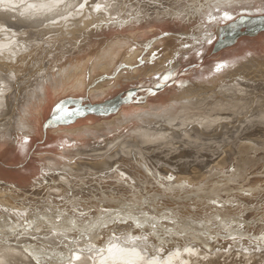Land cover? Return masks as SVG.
<instances>
[{
  "label": "bare ground",
  "instance_id": "obj_1",
  "mask_svg": "<svg viewBox=\"0 0 264 264\" xmlns=\"http://www.w3.org/2000/svg\"><path fill=\"white\" fill-rule=\"evenodd\" d=\"M213 2L214 5L202 6ZM219 3L225 9L234 11V5L252 9L255 0H0V161L7 165L21 163L24 156L22 152L32 145L33 140L45 135L46 130L51 128H43V133L38 121L47 116L53 99L60 94L59 87L64 94H82L81 91L86 89L87 97L95 101L113 92L121 81H131L136 76L154 77L170 72L180 57L192 51L197 53L196 50L204 48L209 29L207 19L226 11L221 9L217 13L216 7H221ZM262 26L264 15H241L226 26H217L215 39H230L237 31L245 28L261 29ZM106 30H110V35H115L108 38L110 35H107ZM79 31L82 36L98 33L102 35L97 39L98 44L91 45L88 38L77 45L76 32ZM262 34L264 31L245 37L253 38ZM201 35H205V38L201 39ZM262 43L261 55L249 54L246 59L236 60L219 71L217 68L208 70L209 67H205L202 77H191L189 82L180 86L167 99L149 101L138 111H133L135 109L132 108L119 111L124 104L121 105L112 120H120V124L116 123V126L124 128L129 123L136 124L135 128L129 124V128L130 138L137 140V143L122 144L126 137L120 136L117 141L111 137L114 142H108L104 148L88 149V156L93 161L85 168L77 166V169L80 168L77 173L83 172L80 176L77 175L79 177L68 170L62 177L59 175L60 171L58 177L51 176V181H47L48 178L44 179L45 174L53 172L56 164L58 165L57 160L47 156L49 159L38 162L37 167L32 166L31 161L29 167L24 168L28 170L24 177L21 175L23 180L20 184H7L12 176L6 183V180L3 183L0 181L17 190H11L15 196L7 195L4 203L0 202V264H264V242L262 238H256V231L259 232L257 228H260H256L257 225L244 226L248 229L242 230L243 233L237 230V233L241 232L239 236L227 238L231 233L227 232L229 226L226 228L220 223L210 231L205 228L207 217L203 220V226L188 222L189 226L183 227L184 223L181 225V222L173 220L160 222L159 226H155L157 223L154 225L151 220L157 222L162 216L159 217L160 214L156 213L150 216L147 212L150 216H147L150 219L148 221L152 224H145L148 221L142 224L139 222L142 219L138 221L132 215H125L135 205L130 209L124 206L129 210L122 211L124 214L119 211V216L122 215L119 217L118 210L111 209L114 205L109 201L138 199V193L149 192L153 185L175 186V189L179 186L186 188V193L198 194L197 187H193L200 183L209 188L215 184L213 181L216 178L221 179V184V181L243 173V169L237 168L242 167L240 156L248 154L245 149H254V144L264 147V38ZM210 44L213 52L215 43ZM238 44L239 47L229 54L231 57L235 54L238 57L243 51L241 43ZM77 52L79 56L70 60V54ZM228 52L231 53V50ZM59 54L64 61H59L58 58L57 63L54 58ZM228 57L220 63L225 64ZM187 58L184 60H188ZM60 62L67 64L64 63L63 66ZM85 71L88 72V77L81 75L87 79V83L89 81L86 86L85 81L78 77ZM127 91L126 94H129ZM135 91L134 94L137 89ZM125 92H122L123 97ZM134 94L126 95L125 99L131 101ZM110 124H115V121ZM101 125L56 129L55 135L53 133L48 136L43 151L50 155L60 154L59 158L62 159L71 154L69 151L77 146L76 143L81 138L79 136L85 134L88 128ZM104 126H101L102 129ZM110 127L105 126L109 130ZM62 131L78 136V140L76 137L59 135ZM113 133L111 135L114 138ZM80 154L82 153L79 151L76 155ZM148 162L162 164L166 175L149 176ZM227 164L231 166L226 167ZM222 168L227 170H223V174L218 173ZM255 168L256 173L259 165ZM213 170L218 172L209 176ZM32 171L35 176L29 178ZM254 171H249L248 168V172L242 175L243 181L230 185L216 199L218 201H208L213 205L214 202L224 205L223 201L232 196L248 204L249 201L242 198L244 192L249 191V195H246L250 197L253 195V188L259 189L256 187L259 179L256 178L258 182L255 183L256 180L252 178ZM39 175L46 182H42L45 184L43 189L39 193L30 194L28 191L29 193L21 194L20 190L32 188V183L40 181ZM214 176L216 178L212 180ZM209 177H212V182H206ZM260 186L264 187L262 183ZM180 195H183L182 190ZM180 195L179 199H184L185 195L183 198ZM201 201L204 202L205 199L197 198L185 204V213H176L174 216L180 218V215L193 211L197 208L194 204ZM208 201L202 206L207 207ZM233 202L229 201L226 205ZM178 210L180 208H177V212ZM142 211L143 209L140 212ZM145 214L146 212L143 215ZM220 215L222 213L219 212L218 222L222 219ZM40 219L44 221L42 225L37 224ZM235 230L234 228L233 232ZM260 230L261 233L264 232L263 228Z\"/></svg>",
  "mask_w": 264,
  "mask_h": 264
},
{
  "label": "rangeland",
  "instance_id": "obj_2",
  "mask_svg": "<svg viewBox=\"0 0 264 264\" xmlns=\"http://www.w3.org/2000/svg\"><path fill=\"white\" fill-rule=\"evenodd\" d=\"M245 3V1L244 2H242V4H244ZM209 4H215V2H213V3H205V4H203L202 6L204 7H208L209 6ZM220 5H221V7H219V5L216 7V11H217V13H218V11L219 10H221V9H223V6H222V4L221 3H219ZM243 11V12H242ZM240 12V13H239ZM225 13L227 14V16L225 15ZM241 15H247V16H262V15H264V0H255V4L253 5V8L251 9H249V8H246V7H239L238 9H236L235 11H230V13H229V10L228 11H224L222 14H217V16H213V17H211L210 19H207V26H208V30H207V32H206V41L204 42V44H205V47L204 48H202V49H200V50H196V52L197 53H193V51L192 52H190V53H188L187 55H184L183 57H180L181 59H179L178 60V62L176 63V65H174V66H172V68L174 67V69H171V70H169L170 72H166V73H164L163 72V74L161 73V74H158V75H156V76H154V77H151V76H149V75H142L141 77L142 78H145V79H142L140 76V78L138 77V76H136L137 78H135L134 80H128V81H121L122 83L120 84V86L119 87H116V88H114L113 89V92L111 91L110 92V94L109 95H107V96H105L104 98H102V99H98V100H95V101H93V100H91L90 98H88L87 97V90L86 89H84V91H81L82 92V94L81 93H65L64 94V92L62 91V89H60V87H59V93L60 94H58V96H56V98H54L53 100L55 101H53L52 103V105H50V107H49V110H48V113H47V116H45V119H40L39 121H38V123L40 124V129L42 130V132L44 133V130H43V124H44V122H45V120L49 117V115L51 114V112H52V110H53V108L58 104V103H60V102H62V101H65V100H67V99H73V100H80V101H85V102H89V103H97V102H101V101H104V100H106V99H109V98H111V97H113V96H116L117 94H119V93H122V92H125V91H127V90H129V89H131V88H135V89H137V93H135L134 94V96L132 97V100L131 101H129V102H127V103H125L120 109H119V111H121V110H125V109H127V108H132V109H135V110H133V111H138L139 109H141V107L142 106H144L147 102H152V101H154V100H156V99H158V100H163V99H167L168 97H170V95H173L172 93L173 92H175L180 86H183V85H185V83H187V82H189V79H192L194 76H196V77H202V75L204 74L203 72H202V70L205 68V67H209L208 68V70L209 69H216L217 68V65L218 64H221L220 63V61H222L224 58L225 59H227L226 57H228L229 59H228V61L227 62H225V65H232L236 60L237 61H241V60H243V59H246L248 56H249V54H251V55H261L262 54V52H263V43H262V40H263V38H264V34H262V35H258V36H256V37H240V39H237V41L233 44V45H231V46H229V47H226V48H223V50L221 49V50H219V51H217V52H215V53H213L212 52V44H210V43H215V41H216V29H217V26H226V25H228V24H230L231 22H233V21H235L236 20V18H238V17H240ZM230 17V18H229ZM206 22V21H205ZM213 26V27H212ZM145 27V26H144ZM141 28H143V27H141ZM140 28V29H141ZM140 29H138V30H140ZM82 31V30H81ZM81 31H79V32H76V34H77V36H78V38H77V40H76V43H77V45L78 44H81V43H83V42H85L88 38H90V40L88 41L91 45H95V43L96 44H98V41L99 40H97L98 38H99V36H101L102 35V33H98V34H91V35H81ZM107 31V30H106ZM106 31H104V33L106 32ZM109 31L110 30H108L106 33H108L107 35H110L109 34ZM214 34V35H213ZM112 35V34H111ZM111 35L110 36H107L108 38H110L111 37ZM115 35V34H114ZM114 35H112V36H114ZM215 36V37H214ZM96 38V40H94ZM201 39H204L205 38V35H201V37H200ZM92 39V40H91ZM208 40V41H207ZM209 40H211V42H209ZM133 41H135V40H133ZM87 42V43H88ZM241 43V45L243 46V51L241 52V54H239V56L238 57H235V56H237L236 54H235V56L234 57H231L230 55L232 54V52L237 48V47H239V44L238 43ZM247 42H248V44H247ZM259 43V44H258ZM210 44V45H209ZM246 45V46H245ZM101 46V45H100ZM246 47V48H245ZM207 48V49H206ZM211 48V49H210ZM209 49V50H208ZM205 50V51H204ZM208 50V51H207ZM231 50V53L230 52H228V51H230ZM233 50V51H232ZM201 51V52H200ZM206 51H207V53H206ZM228 53V55L226 56V54ZM193 54V55H192ZM230 54V55H229ZM76 55L77 56H79V52H77V53H73V54H70V56H69V59L70 60H73V59H75V57H76ZM195 55V56H194ZM56 57V56H55ZM188 57V58H187ZM190 57V58H189ZM59 58V59H58ZM188 59V60H184V59ZM57 59L59 60V61H64V59H61V55L59 54V55H57V57L56 58H54V60H55V62L57 61ZM53 60V61H54ZM59 61H57V63L59 62ZM62 62H60L61 64H63V66L65 65L64 63H66V62H64V63H62ZM180 62H182V63H180ZM59 63V64H60ZM67 64V63H66ZM120 67H121V65H119ZM118 66V68L117 69H119L120 67ZM88 69V66L86 67V70ZM199 70V71H198ZM88 71V70H87ZM87 71H85V73L84 72H82V73H80L79 75H78V77L80 78H82L84 75L86 76V78L88 77V75L86 74V73H88ZM196 73V74H195ZM81 74H83V76L81 75ZM166 74V75H165ZM195 74V75H194ZM108 75V74H107ZM193 75V76H192ZM149 76V77H148ZM192 77V78H191ZM85 77L84 78H82L84 81H85V86L86 85H88L89 84V81H88V83H87V79H86ZM125 82V83H124ZM110 84H113V82H111ZM115 84V83H114ZM61 90V91H60ZM72 94H74V95H72ZM78 94V95H77ZM165 96V97H164ZM58 98V99H57ZM163 98V99H162ZM129 105V106H128ZM155 106V105H154ZM140 107V108H139ZM138 108V109H137ZM137 109V110H136ZM118 111V112H119ZM117 112V113H118ZM117 113H115V114H112V115H109V116H106V117H95V116H88V117H85V118H82V119H78L75 123H73V124H71V125H68V126H56V127H53V128H50V129H47L46 130V132L47 133H45V135L43 134V136L41 135L40 137H38V138H36V141H34V143L32 144V147L30 148V150H29V154H28V159H30L31 161H35V162H45V159L47 158V156L50 158V157H52V159H55V160H57L56 161V163H58V165L56 164V166L57 167H59V169L57 168V167H54L52 170H53V172L52 171H49L50 173H52V174H50V173H46L45 174V178L44 179H46V178H48L47 179V181L48 180H50V177L51 176H57L58 177V173H59V175H61V177H62V174H65V173H68L67 171L69 170V172L71 171V173L73 172V174L74 175H79V174H83V172H79V173H77L78 172V170H80V168H78L77 169V166H79V167H84L85 168V166L86 165H88V164H90V163H92V161L93 160H91V158H90V156H88V155H90L89 153H90V151H88V149L90 150V149H92V148H104L103 146H106V145H108V142H111V141H117V140H120V136L121 137H126V141L124 140L123 142H121L122 144L125 142V144L127 143L128 145H134V144H136L137 142V140L135 141L134 139H131L130 137V128H129V124L132 126V127H134L135 128V125L136 124H134V123H129V124H127L126 125V127L124 128V126H122L121 127V125L119 126V125H117L116 126V123L117 124H120V123H118V122H120V120H117V119H113L112 120V118H115L116 117V114ZM132 112H130V114H131ZM108 121H110L111 123H112V121H115V124H113V125H115V126H113L112 124H110V122L108 123ZM103 123V124H102ZM102 124V125H101ZM110 124V125H109ZM139 124V123H138ZM97 125H101L102 127L105 125V126H108V128L110 127L111 129L109 130L108 128V132H107V129L105 128V126H104V129H106L105 131H104V129H102V127L101 126H99V127H96V128H88L89 130H92L91 132H89V130L87 129L86 130V132H85V134H82V135H80L79 137H81V138H79L80 140H78V136H72V135H69L68 133H65V131L62 133V132H60L59 133V135H61L62 134V136L64 135H66L65 137L66 138H69V136H71L72 138H74V137H76V139L80 142V144H81V147L79 146L80 144H79V142H77L76 144H77V146L75 147V148H73L72 150H71V152L69 151V153H71V154H67V155H65V157L63 156V158L61 159V158H59L60 157V154H51L50 155V153L48 154L47 152L45 153V151H43L44 149V147H45V145H44V143L46 142V140L54 133V135L56 134L54 131H56V129H58V130H60V129H63V128H83V126H90V127H94V126H97ZM130 126V127H131ZM121 127V128H120ZM131 127V129H134V128H132ZM113 128V129H112ZM119 128V129H118ZM121 129H123L122 131H123V133H122V131H121ZM125 129V130H124ZM53 130V131H52ZM115 131L116 132V134H115V132L113 133V131ZM52 131V132H51ZM90 133V135H89V133ZM94 131V132H93ZM111 131V132H110ZM109 132H110V134H109ZM92 133V134H91ZM97 133V134H96ZM104 133L106 134V135H104ZM113 133V135H115L114 136V138H113V136L111 135ZM125 133L127 134L126 136H125ZM47 134V135H46ZM103 134V135H102ZM85 135V136H84ZM94 135V136H93ZM108 135V136H107ZM109 135H110V137H109ZM49 136V137H48ZM90 136H91V138L93 139H91L90 138ZM106 136V137H105ZM90 139H89V138ZM108 137V138H107ZM111 137H112V139L113 140H111ZM104 138H107V139H104ZM110 138V140H108ZM104 139V140H103ZM102 140H103V142H102ZM129 140H130V142H129ZM105 141H107V142H105ZM113 141V142H114ZM128 141V142H127ZM134 141V142H133ZM104 143V144H102V143ZM132 142V143H131ZM99 143V144H98ZM134 143V144H133ZM101 144H102V147H101ZM95 147H94V146ZM98 145H100V146H98ZM253 145V144H252ZM89 146V147H88ZM90 146H92V147H90ZM78 147H79V149H78ZM257 147V148H256ZM253 148L254 149H249V151H248V149H245V151H246V153L248 152V154L246 155H241L240 157L241 158H239V155L237 156L240 160H241V166L242 167H238L237 169H243V173H239L240 174V176H239V174H238V176L236 175H234L233 177H230V178H227L228 180H226V182H225V180L224 181H221V184H219L220 183V180L218 179V178H216V176H214L213 178H212V180H214L215 178V180L213 181L214 183V185L213 186H211V187H209V188H205V187H203L202 185H203V183H200V184H198L197 186H194L193 188H195L196 189V187H197V191H199L198 192V194L197 193H194V192H191V193H186L185 191V189L186 188H184L183 189V187L181 188V187H179V186H177V188L176 189H181L182 190V193H183V195H180L181 194V190H178V191H180V192H178L176 189H175V186H162V187H160V185L158 186V185H153L152 187H151V190L149 189V192L148 191H144V193H138L137 194V196H139V197H137L138 199H133V200H124V199H118V201H117V199H110L109 201L111 202V204L113 203V205L114 206H112L111 207V209H117L118 210V212H117V216H119V213L120 212H128L127 210H129L130 208H132V206H134V208H132V209H130L129 210V212L128 213H126L125 215H127V216H129L130 215V217H132V216H134L136 219H138V221L139 220H141L142 219V221H139V222H141L142 224H144L146 221H150V219L147 217V216H149V214H150V216H152L154 213H156L157 215H159V217L160 216H162L161 217V219H162V221H161V219L160 218H158L157 219V222H154V220H151L152 221V223L155 225V223H157L155 226H159V224H160V222L161 223H164V222H170V221H177V222H181V225H183V223H184V225H183V227H187V226H189V224H188V222L189 223H191V224H194L195 226H203V224H204V219H206V217H207V219H206V221H207V226L205 227L206 229H212V228H215V227H217L220 223H222L223 225H225L226 226V228L229 226V228H227V232L228 233H230V231H231V233L229 234V236L227 237V238H232V237H235V236H239L240 235V231H242V230H247L244 226H246V227H249L250 225H252V226H256V228L257 227H260V228H257L258 229V231L259 232H257L256 231V233H257V240H259L260 238H262V240H263V242H264V239H263V237L262 236H264V232L263 233H261V228H263L264 229V205H262V204H264V187H261L260 185H261V183H262V186H264V176L261 174V173H263L264 174V167L262 168V167H260V166H264V147L263 146H261L260 147V145H253ZM75 149H77V150H75ZM82 149V150H81ZM226 149H227V147H226ZM75 150V151H74ZM228 150V149H227ZM263 150V151H262ZM41 151H43V152H41ZM72 151H74V152H72ZM79 151L83 154V152H84V154L82 155V154H80V155H76V154H78L79 153ZM252 151V152H251ZM255 151V152H254ZM76 152V153H75ZM78 152V153H77ZM87 152H88V154H87ZM258 152V153H257ZM75 154V155H73V154ZM245 152H243V154H244ZM87 154V155H86ZM225 154V153H224ZM249 154H251L250 156H249ZM54 156V157H53ZM248 156V158H246ZM252 156V158H249V157H251ZM255 156V157H254ZM258 156V157H257ZM260 156V157H259ZM222 157H223V155H222ZM224 157H226V155H224ZM243 157V158H242ZM49 158H47V159H49ZM42 159V160H41ZM64 159H67V160H64ZM247 159H249L248 161H247ZM60 160H62V161H60ZM243 160V161H242ZM250 161V162H249ZM41 162V163H42ZM90 162V163H89ZM252 162V163H251ZM97 163V162H96ZM131 163L133 164V162L131 161ZM243 163H244V165H243ZM25 164V163H24ZM23 165V164H22ZM256 167H258V165H259V168L260 169H263V170H258L259 168H257V172L255 173V171L254 170H256V168H255V166ZM65 166V167H64ZM148 171H149V176H151L152 174H155V175H161V176H164V175H166V172H165V167L162 165V164H160V163H156V162H148ZM231 166V164L230 165H228L227 164V166L226 167H230ZM70 167H71V169H70ZM75 167V168H74ZM252 169H251V168ZM254 167V168H253ZM248 168H249V171L251 170L252 172L254 171V177H252L253 179H255L256 181H254L255 183L256 182H258L257 180L259 179V182L257 183V185H256V187L258 186L259 187V189H257V188H253V190H251V189H249V190H251V191H253L252 192V196H248L249 194L247 193V192H249V191H246V192H244V195L246 196H244L243 195V193L242 194H239V192L237 193V194H239V195H243L242 196V198H244L245 199V201L247 202V201H249V202H247L248 204H245V202L244 201H241L240 200V198H238V199H234V197L232 198V196L231 197H228V198H226L224 201H223V203H225L224 205L223 204H219V203H217V202H214V205H213V203L212 202H210L211 200H213V201H218V200H216V199H218L219 198V196L222 194L223 195V192H225L226 190L225 189H228V187L230 186V185H235V182L236 181H243L242 180V175H244V173L245 172H248ZM62 169V170H61ZM65 169V170H64ZM75 169V170H74ZM226 168H222L221 170H219L220 172H218V170H215V171H217L218 173H224V172H222L223 170H225ZM227 170V169H226ZM225 170V171H226ZM76 173H75V172ZM214 170L209 174V176L211 175V174H214L213 172H215ZM217 172H215V174L217 173ZM259 172V173H258ZM54 173V174H53ZM259 174H260V176H259ZM80 176V175H79ZM79 176H77V177H79ZM56 177V178H57ZM60 177V176H59ZM235 177H237V178H235ZM240 177V178H239ZM39 182L36 184V183H32V185L33 186H31L32 188H29V189H27V190H20L21 192V194L23 193H29L28 191H30V194H32L31 192H36V193H39L40 191L39 190H42L43 189V186L45 185V184H43V183H46L45 182V180L43 179V176H42V178H40V175H39ZM211 178L209 177L207 180H206V182L207 181H209V182H212L211 181ZM235 178V179H234ZM256 178H258V179H256ZM260 178H262V180L260 179ZM219 181H218V180ZM52 180H53V177H52ZM217 180V181H216ZM51 181V180H50ZM234 181V182H233ZM263 181V182H262ZM43 182V183H42ZM225 184H224V183ZM41 183V184H40ZM217 183H218V185H217ZM229 184V185H228ZM1 185H3V184H1L0 183V202H2V203H4L3 201H4V198H6L5 196H7V195H11L12 196V194L14 195V193H12V191H17V190H13V187L12 186H10L9 187V185H6V184H4L3 186H1ZM41 185V186H40ZM215 185H217V186H215ZM8 186V187H7ZM202 188H201V187ZM223 186V187H222ZM12 187V188H11ZM39 187H40V189H39ZM164 187V188H163ZM167 187L169 188V189H167ZM198 187H199V189H198ZM10 188V189H9ZM36 188V189H35ZM38 188V189H37ZM12 190V191H11ZM36 190V191H35ZM170 190V191H169ZM173 190V191H172ZM175 190V191H174ZM205 190V191H204ZM250 191V192H251ZM256 191V192H255ZM9 192V193H8ZM19 192V191H18ZM171 192L172 193H174V194H171ZM184 192H185V194H184ZM260 192V193H259ZM180 193V194H179ZM257 193V194H256ZM258 193L260 194V196L258 195ZM263 195H262V194ZM4 194V195H3ZM16 194V193H15ZM140 194H141V196H140ZM145 194V195H144ZM180 195V197H182L183 198V196H184V199H179V195ZM205 194H206V196H205ZM246 194H248V195H246ZM254 194H255V197H254ZM178 195V196H177ZM221 195V196H222ZM261 195L263 196V197H261ZM15 196V195H14ZM175 196V197H174ZM187 196V197H186ZM257 196H259L258 198H257ZM178 199H177V198ZM186 197V198H185ZM175 198V199H174ZM198 198V200H204L205 199V201L204 202H202L201 201V203H199V204H194L195 206H197V208H195L193 211L191 210V211H189L188 213H186V214H184V215H180L181 217L179 218V217H175L174 215L176 214V213H182V212H184L185 213V209H184V205L185 204H188V203H191V202H193V201H195V199H197ZM256 198V199H255ZM3 199V200H2ZM140 199V200H139ZM161 199H162V201L163 202H165V203H163L162 201H161ZM174 199V200H173ZM192 199V200H191ZM232 199V200H231ZM252 199V200H251ZM119 200H121L120 202H119ZM135 200H136V203H135ZM146 200V201H145ZM167 200L168 201H171V202H173V203H169V202H167ZM173 200V201H172ZM181 200V201H180ZM191 200V201H190ZM208 200H210V201H208ZM251 200V201H250ZM139 201H140V203H139ZM162 203H161V202ZM184 201V202H183ZM187 201V202H186ZM206 201H208V203L210 204V203H212V204H208V206L207 207H203L202 205H204V204H207V202ZM226 201V202H225ZM229 201H231V202H233V203H231V204H229V205H226L227 203H229ZM257 201V202H256ZM138 202V203H137ZM145 202V203H144ZM253 202V203H252ZM166 203H169L170 204V206H169V204H166ZM177 203V204H176ZM238 203V204H237ZM240 203V204H239ZM129 204V205H128ZM153 204H154V206H153ZM181 204V205H180ZM215 204H217V208L219 207V209H220V207L221 206H224L225 207V209H224V207H221V209L219 210V209H217L216 207H215ZM254 204H255V206H254ZM131 205V206H130ZM174 206V208H172L173 206ZM198 205H201V206H199L198 207ZM213 205V206H212ZM239 205V206H238ZM117 206V207H116ZM124 206H127V207H129V209L127 208V207H125L124 208ZM139 206V207H138ZM151 206H153V207H151ZM167 206H169L168 207V209H167ZM242 206V207H241ZM136 207H138V209L136 208ZM162 207V208H161ZM183 207V209H181ZM201 207V208H200ZM209 207H210V209H211V207H213V209H209ZM214 207H215V209H214ZM118 208H120V210L118 209ZM140 208H141V210L143 209V214L146 212V217H145V215H143L142 214V212H140L141 210H140ZM165 210H164V209ZM177 208L179 209L180 208V210H178L179 212H177ZM207 208V209H206ZM236 208V209H235ZM125 209H127V210H125ZM134 209V211H131V210H133ZM135 209H137V213H135L136 211H135ZM145 209H146V211H145ZM153 209V210H152ZM157 209V210H156ZM173 209V210H172ZM228 209H229V211H228ZM138 210H140V211H138ZM168 210V211H167ZM175 210V211H174ZM182 210V211H181ZM199 210V211H198ZM213 210H216L215 212L213 211ZM225 210H227L226 211V213L224 214V212H225ZM236 210V211H235ZM120 211V212H119ZM131 211V212H130ZM172 211V212H171ZM197 211V213H195V212ZM201 211V212H200ZM204 211V212H203ZM208 211H209V213H208ZM121 213V214H124V213ZM139 212V213H138ZM149 214H148V213ZM157 212H159V213H157ZM160 212H162V213H160ZM167 212V214H165ZM192 212H193V214H192ZM210 212H211V215H210ZM222 213V215H220V216H222V219L221 220H219L220 222H218V220H217V218H219L218 217V213ZM190 213V214H189ZM195 213V214H194ZM202 213V214H201ZM204 213V214H203ZM205 213H206V216H205ZM217 213V215H215ZM233 213H234V215H233ZM120 214V216L119 217H121L122 215ZM129 214V215H128ZM148 214V215H147ZM212 214H214V215H212ZM132 215V216H131ZM144 217H143V216ZM224 215V216H223ZM149 216V217H150ZM190 216V217H189ZM195 216V217H194ZM214 218H213V217ZM251 216V217H250ZM123 217H124V215H123ZM133 217V218H134ZM138 217V218H137ZM172 217V218H171ZM185 217V218H184ZM192 217H194V218H192ZM224 217V218H223ZM225 217H227V218H225ZM233 217V218H232ZM126 218V217H125ZM170 220H169V219ZM188 218H189V220H188ZM193 219V223L191 222V219ZM246 218V219H245ZM129 219V218H128ZM127 219V220H128ZM131 219V218H130ZM129 219V221H131ZM202 219V220H201ZM186 220H187V222H186ZM211 220V221H210ZM245 220V221H244ZM135 221H137V220H135ZM144 221V222H143ZM146 222L145 224H148V223H150V224H152L151 222ZM159 221V222H158ZM200 221H202V222H200ZM210 221V222H209ZM227 221V222H226ZM237 221V222H236ZM138 222V223H139ZM229 222V223H228ZM258 222H260V223H258ZM44 223V221H42L41 219H40V221H39V223H37V224H43ZM198 223V224H197ZM200 223V224H199ZM203 223V224H202ZM263 223V224H262ZM190 224V225H191ZM215 224V225H214ZM213 225V226H212ZM232 225V226H231ZM215 226V227H214ZM225 226H224V228H225ZM238 226V227H237ZM241 226V227H240ZM242 227H244L243 229H242ZM193 228V227H192ZM231 228H232V230H231ZM234 228L236 229L234 232H233V230H234ZM254 228V227H253ZM256 228H254V229H256ZM237 230H240L239 231V233H237L238 231ZM211 231V230H210ZM226 232V233H227ZM245 232V231H244ZM251 232V231H250ZM242 233H243V231H242ZM254 233V232H253ZM239 234V235H238ZM248 234L250 235V233L248 232ZM224 235H226L225 234V232H224ZM244 236H247L246 234L244 235ZM261 236V237H260ZM261 240V239H260ZM261 242V241H260ZM259 243V242H258ZM264 245V244H263ZM260 250H262V248L260 249ZM264 250V249H263ZM262 250V251H263Z\"/></svg>",
  "mask_w": 264,
  "mask_h": 264
},
{
  "label": "water",
  "instance_id": "obj_3",
  "mask_svg": "<svg viewBox=\"0 0 264 264\" xmlns=\"http://www.w3.org/2000/svg\"><path fill=\"white\" fill-rule=\"evenodd\" d=\"M263 31H264V26H262L261 29H255V30L245 28L242 29L241 31H237L230 39L219 37L218 40L215 42L213 52L219 51L223 48L233 45L240 37L254 36ZM135 90H136L135 88H131L127 91L129 92V94H126V92L125 94L132 95L134 94L133 92ZM125 96L123 97V94L119 93L113 98L107 99L100 103H89L80 100L67 99L65 101H70L69 103L65 104L62 103L63 102L62 101L53 108L48 119L45 121L43 128L46 129L49 127L52 128L56 126H68L75 123L78 119H82L87 116L106 117L111 114H115L121 105L129 101L125 99ZM59 105H63V107L68 108V110L72 112L73 115L66 117L65 119L55 120L54 116L59 115V113L57 112V107ZM77 109H79L82 114H75Z\"/></svg>",
  "mask_w": 264,
  "mask_h": 264
},
{
  "label": "crops",
  "instance_id": "obj_4",
  "mask_svg": "<svg viewBox=\"0 0 264 264\" xmlns=\"http://www.w3.org/2000/svg\"><path fill=\"white\" fill-rule=\"evenodd\" d=\"M240 7V5H234V8H235V10L236 9H238ZM229 8V7H228ZM223 9L224 10H226V11H228L229 9H225L224 7H223ZM234 10V11H235ZM243 12V11H242ZM229 13H230V10H229ZM240 13V12H239ZM34 141H36V140H33L32 141V144H33V142ZM32 147V145L31 146H29L24 152H22V155H24V156H22V162L21 163H19V164H16L15 165V163H11V165H7V163H4V162H1L0 161V169H1V167L3 168V169H1V171H0V173H1V175L2 176H0V181L3 183V181L4 180H6V181H4V183H6V182H8L10 179H8V178H11V176H12V178H11V181H9L7 184H15L16 182L17 183H19V182H21L22 180H23V178H21V175H23L22 177H24V175L26 174V171L28 170H26V169H24L25 167H29L28 166V164L31 162V160L30 159H28V154H29V150H30V148ZM27 156V157H26ZM9 157V156H8ZM25 163V164H24ZM32 166L33 165H35L34 167H37V164L38 163H36L35 161H32ZM10 164V163H9ZM23 164V165H22ZM30 165V164H29ZM6 167V168H5ZM10 167H12V168H10ZM8 168V169H7ZM14 168V169H13ZM7 170V172H6V170ZM20 169V170H19ZM24 169V170H23ZM14 170H15V172H14ZM25 171V172H24ZM34 171V170H33ZM33 171H32V173L31 174H29L28 176H29V178H31V177H34L35 175H32L33 174ZM22 172H24L23 174H22ZM8 173V174H7ZM19 173V174H18ZM19 176H18V175ZM14 175H16V176H14ZM21 178V179H20ZM16 179H18V180H16ZM20 184V183H19Z\"/></svg>",
  "mask_w": 264,
  "mask_h": 264
},
{
  "label": "snow or ice",
  "instance_id": "obj_5",
  "mask_svg": "<svg viewBox=\"0 0 264 264\" xmlns=\"http://www.w3.org/2000/svg\"><path fill=\"white\" fill-rule=\"evenodd\" d=\"M225 15L227 16V14H225ZM229 18H230V17H229ZM209 42H211V41L209 40ZM224 67H226L225 64H223V63L218 64V65H217V71L221 70V69L224 68ZM57 112L59 113V115L54 116V119H55V120L65 119L66 117H69V116L73 115V113L70 112V111L68 110V108L63 107V105H59V106L57 107ZM75 114H82V113L80 112L79 109H77Z\"/></svg>",
  "mask_w": 264,
  "mask_h": 264
}]
</instances>
